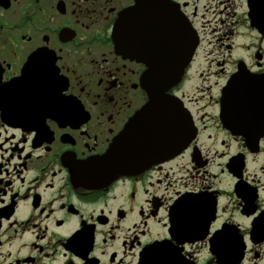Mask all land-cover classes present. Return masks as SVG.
Returning a JSON list of instances; mask_svg holds the SVG:
<instances>
[{
	"label": "flooded vegetation",
	"instance_id": "obj_1",
	"mask_svg": "<svg viewBox=\"0 0 264 264\" xmlns=\"http://www.w3.org/2000/svg\"><path fill=\"white\" fill-rule=\"evenodd\" d=\"M136 1L0 0V264H264V0H153L131 54ZM188 59L189 144L115 176L145 76Z\"/></svg>",
	"mask_w": 264,
	"mask_h": 264
},
{
	"label": "water",
	"instance_id": "obj_2",
	"mask_svg": "<svg viewBox=\"0 0 264 264\" xmlns=\"http://www.w3.org/2000/svg\"><path fill=\"white\" fill-rule=\"evenodd\" d=\"M132 24H133V21L130 20V25H132ZM151 104H156V102L154 100H152ZM147 111H149V106L146 108V111L145 112H147ZM132 135H133V133H132V126H130L129 129L127 130V132L124 134V138H131Z\"/></svg>",
	"mask_w": 264,
	"mask_h": 264
}]
</instances>
